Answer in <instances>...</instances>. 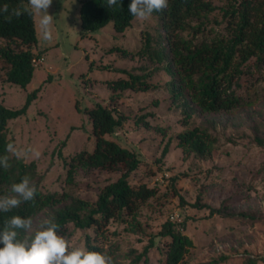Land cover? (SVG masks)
Masks as SVG:
<instances>
[{
	"label": "rangeland",
	"instance_id": "1",
	"mask_svg": "<svg viewBox=\"0 0 264 264\" xmlns=\"http://www.w3.org/2000/svg\"><path fill=\"white\" fill-rule=\"evenodd\" d=\"M81 2L52 0L48 9L53 16L51 41L38 34L39 17H35L38 42L31 47L36 67L26 86L7 79L9 63L0 56L1 102L18 107L30 91L40 87L27 111L11 119L7 130L18 148L40 153L35 156L29 152L23 158L37 163L31 182L38 181L45 191L66 190L94 200L121 170L78 167L74 182H68L64 157L94 147L95 135L86 108L96 102L115 105L124 114V122L107 136L138 152L142 161L132 178L156 185L158 192L139 203L135 216L114 218L104 229L99 239L113 264H165L169 237L158 232L167 219L194 240L185 254L188 264H252L251 258L256 259L253 264H264V142L258 139L264 138V65L252 60L245 67L241 92L249 101L216 111L201 109L192 101L195 111L184 122V105L173 101L170 91L173 76L164 67L167 61L153 60L140 51L147 33L153 37L154 46L160 47V41L168 44L159 16L153 13L144 21L135 18L124 31L109 22L82 36ZM213 2V11L202 19H191L179 33L198 40L225 30L223 10L228 0ZM5 44L27 47L0 38V45ZM112 46L128 52L109 49ZM125 69L147 74L156 85L146 90L114 91L107 80L128 76ZM114 92L119 94L116 100L110 97ZM142 115L150 126L136 121ZM192 125L216 134L210 156H199L178 145V131ZM166 144L169 149L164 154ZM212 207L226 213L212 212ZM47 217V211L34 216L32 232ZM88 231L93 229L75 228L71 223L61 235L73 247L86 248ZM151 237L155 243L148 260L134 262Z\"/></svg>",
	"mask_w": 264,
	"mask_h": 264
},
{
	"label": "trees",
	"instance_id": "2",
	"mask_svg": "<svg viewBox=\"0 0 264 264\" xmlns=\"http://www.w3.org/2000/svg\"><path fill=\"white\" fill-rule=\"evenodd\" d=\"M131 2L132 0H118L116 6L108 8L107 0H82L81 35H90L92 31L109 22H113L117 30L124 31L135 19L129 12ZM27 4L28 0H0V8L7 5L9 9L8 13L0 12V38L27 45L20 49L11 46L12 44L0 45V56L9 63L7 79L21 86H26L34 75L35 52L31 45L38 42V35L35 17L27 14L16 17L12 15V10L22 9ZM215 7L213 0H168L166 9L154 12L160 18L168 44L160 41V47L154 46L153 37L147 33L140 49L153 60L167 61L164 67L173 76L169 81L170 91L173 101L184 105V122H188L195 111L192 101L201 109L209 111L229 110L249 101L241 92L245 67L252 60L258 65H264V0H228V5L223 10L225 30L216 31L209 37L195 40V36L179 33L188 27L191 19L204 18ZM201 23L195 28L196 31L200 30ZM109 49L128 52L121 46H112ZM124 71L128 72V76L107 80L114 91L127 88L146 90L156 85L148 80L145 73L126 69ZM39 89L40 87H36L30 91L25 103L18 107L0 101V156L8 155L11 165L7 169L0 167V196L14 195L11 192L14 183L21 182L25 176L31 179L37 173L35 160H17L11 153L6 152V145L15 143L14 137L8 135L9 121L27 111L32 100L38 96ZM118 95L114 92L110 97L116 100ZM86 110L92 122L95 143L92 149L84 148L73 153L70 158L64 157L68 182H74L78 167L120 169V175L106 183L94 200L66 190L45 191L38 181H34L32 183L37 187L35 199L23 202L10 212H0V230L3 229L5 220L14 215L33 218L41 211H47L46 219L55 220L59 225V235L71 223L75 228H92L93 232L85 233L86 248L104 253L99 237L105 233L104 229L110 221L117 217L123 218L124 214L135 216L139 203L158 192L156 185L133 180L132 175L142 161L138 152L107 136L123 124L124 114L115 105L109 106L101 102L94 103ZM136 121L146 126L151 125L143 115ZM177 137L179 146L199 156H210L217 140L216 134L200 125L188 126L178 131ZM258 139L264 142V138L259 136ZM168 149L169 144H166L163 153ZM211 211L226 213L219 207H212ZM182 224L184 228L185 222ZM36 230L31 233L19 230V238L34 235ZM158 233L169 237L165 264H177L194 245L193 238L177 227L173 220L167 219ZM154 243L151 237L134 262L147 261L148 252ZM0 247L3 245L0 244ZM255 261V258H251L252 264Z\"/></svg>",
	"mask_w": 264,
	"mask_h": 264
},
{
	"label": "clouds",
	"instance_id": "3",
	"mask_svg": "<svg viewBox=\"0 0 264 264\" xmlns=\"http://www.w3.org/2000/svg\"><path fill=\"white\" fill-rule=\"evenodd\" d=\"M52 0H28L26 7L12 10V15L19 17L27 14L39 17V35L45 41H51L53 16L48 9ZM118 0H107V7L113 8ZM168 7V0H132L129 6L131 16L144 21L154 12L163 11ZM0 12L8 13L7 5L0 8ZM10 19V17H7ZM6 152L11 153L17 160L23 159L29 152L35 156L40 153L32 148H18L13 143L6 145ZM9 156H0V167L9 168ZM14 195L0 196V212H10L18 208L23 202L33 201L37 187L28 176L19 183L11 186ZM33 220L31 217L23 218L14 215L5 220L3 229L0 230V264H113L112 258L106 253L89 251L84 247H73L70 242L58 234L59 225L54 219H44L40 222L34 235L19 238V230L31 233Z\"/></svg>",
	"mask_w": 264,
	"mask_h": 264
},
{
	"label": "built area",
	"instance_id": "4",
	"mask_svg": "<svg viewBox=\"0 0 264 264\" xmlns=\"http://www.w3.org/2000/svg\"><path fill=\"white\" fill-rule=\"evenodd\" d=\"M177 264H188V260L186 258H184L183 260H181Z\"/></svg>",
	"mask_w": 264,
	"mask_h": 264
}]
</instances>
